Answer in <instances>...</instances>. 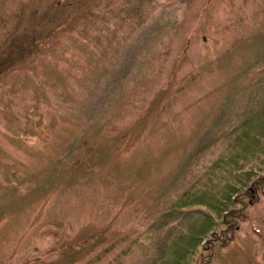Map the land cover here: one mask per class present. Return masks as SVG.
<instances>
[{
  "label": "rangeland",
  "instance_id": "rangeland-1",
  "mask_svg": "<svg viewBox=\"0 0 264 264\" xmlns=\"http://www.w3.org/2000/svg\"><path fill=\"white\" fill-rule=\"evenodd\" d=\"M263 184L264 0H0V264H264Z\"/></svg>",
  "mask_w": 264,
  "mask_h": 264
},
{
  "label": "trees",
  "instance_id": "trees-1",
  "mask_svg": "<svg viewBox=\"0 0 264 264\" xmlns=\"http://www.w3.org/2000/svg\"><path fill=\"white\" fill-rule=\"evenodd\" d=\"M247 132H248V130H246ZM243 135H245V134H243ZM263 186H264V184H263ZM254 193V192H253ZM253 193H251V194H247L248 196H249V198L250 199H252V200H256L257 199V197L255 196V195H253ZM251 201V200H250ZM227 203H230V202H227ZM195 239V238H194Z\"/></svg>",
  "mask_w": 264,
  "mask_h": 264
}]
</instances>
